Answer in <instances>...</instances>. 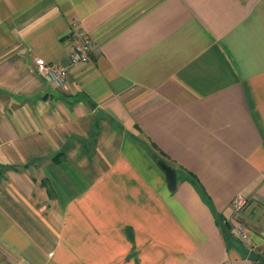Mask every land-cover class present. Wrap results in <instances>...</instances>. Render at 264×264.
Wrapping results in <instances>:
<instances>
[{"label":"crops","instance_id":"crops-1","mask_svg":"<svg viewBox=\"0 0 264 264\" xmlns=\"http://www.w3.org/2000/svg\"><path fill=\"white\" fill-rule=\"evenodd\" d=\"M263 232L264 0H0V264H264Z\"/></svg>","mask_w":264,"mask_h":264},{"label":"built area","instance_id":"built-area-1","mask_svg":"<svg viewBox=\"0 0 264 264\" xmlns=\"http://www.w3.org/2000/svg\"><path fill=\"white\" fill-rule=\"evenodd\" d=\"M71 65L85 64L90 62L91 54L97 47L90 35L83 29L77 27L71 32ZM36 72L45 77L57 88H64L67 86L70 68L58 64H47L45 62H38L36 64ZM249 201L243 195L236 196L232 201V209L235 214L240 213ZM235 233L241 242H243L250 249L253 248L252 237L247 226L243 223H238L235 228ZM264 239V232L262 233Z\"/></svg>","mask_w":264,"mask_h":264},{"label":"water","instance_id":"water-1","mask_svg":"<svg viewBox=\"0 0 264 264\" xmlns=\"http://www.w3.org/2000/svg\"><path fill=\"white\" fill-rule=\"evenodd\" d=\"M161 168L165 172L169 188L171 190L175 189L178 182L176 170L164 163L161 164Z\"/></svg>","mask_w":264,"mask_h":264}]
</instances>
